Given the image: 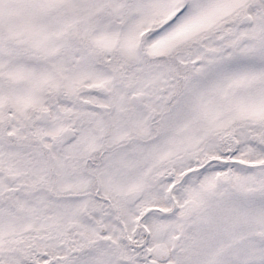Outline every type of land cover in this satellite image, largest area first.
I'll return each mask as SVG.
<instances>
[{
  "label": "snow or ice",
  "instance_id": "1",
  "mask_svg": "<svg viewBox=\"0 0 264 264\" xmlns=\"http://www.w3.org/2000/svg\"><path fill=\"white\" fill-rule=\"evenodd\" d=\"M0 264H264V0H0Z\"/></svg>",
  "mask_w": 264,
  "mask_h": 264
}]
</instances>
